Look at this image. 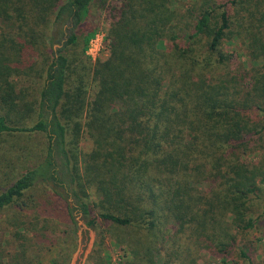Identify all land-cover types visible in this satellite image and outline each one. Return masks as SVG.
Wrapping results in <instances>:
<instances>
[{
  "label": "trees",
  "instance_id": "obj_1",
  "mask_svg": "<svg viewBox=\"0 0 264 264\" xmlns=\"http://www.w3.org/2000/svg\"><path fill=\"white\" fill-rule=\"evenodd\" d=\"M172 5L0 0V138L45 141L40 159L0 189V211L43 186L54 208L67 205L59 224L75 223L70 194L87 226L130 228L116 241L128 248L124 264H259L244 238L257 222L264 164L245 158L264 134V0ZM94 6L108 13V57L92 63ZM237 34L250 68L222 49ZM82 138L89 152L80 153ZM43 223L21 231L15 261L0 264L40 252Z\"/></svg>",
  "mask_w": 264,
  "mask_h": 264
},
{
  "label": "rangeland",
  "instance_id": "obj_2",
  "mask_svg": "<svg viewBox=\"0 0 264 264\" xmlns=\"http://www.w3.org/2000/svg\"><path fill=\"white\" fill-rule=\"evenodd\" d=\"M122 0H108L110 5H118ZM194 0H172V6L176 9H183L184 5ZM89 18L92 19L95 28L99 32L89 41L85 49V57L94 63L97 59H105L108 57L106 31L108 29V13L101 8L93 7L90 10ZM83 45L75 48L78 52L83 50ZM53 48H57L54 45ZM222 49L225 53L234 55L235 65H242L244 68H250L255 65L249 61L247 57L245 43L241 35L237 34L232 39L225 41ZM262 61L258 62V66L262 65ZM231 65V67H235ZM258 121L264 126V114L258 113ZM257 137L256 139H258ZM261 143L258 144L259 150L247 155L245 160L249 163L264 164V134L260 136ZM44 138L38 135H20L14 137L0 138V189L9 185L18 173L33 165L40 159L41 152L44 149ZM14 149V153L10 149ZM91 146L89 142L82 138L79 143L80 153L89 152ZM11 154L9 161L5 160L6 155ZM12 159V162H11ZM12 163L10 167L9 163ZM81 172V171H80ZM53 187L54 184H52ZM61 193H67V188L55 187ZM87 196L85 200L92 205L98 202L94 189L86 190ZM69 207L72 209V215L75 223L61 221L58 218L65 219L67 213V205L60 203L54 208L52 193L45 187L39 186L29 190L24 196L18 200V204L0 211V262L4 261L7 256L9 261L14 262L18 246L20 245L21 231L32 229L34 223L38 222L37 228H41L49 222V229L45 234L42 243H38L42 248L37 254L30 253L28 257H24L25 264H49L56 260L60 264H69L73 254L80 246L75 264H124L130 261L127 246L119 247L116 241L120 238L127 239L132 233L130 228H118L107 222H100L98 226L89 227L79 210L78 203L67 195ZM253 210L257 222L255 228L245 236V241L249 244L252 242L253 253L257 263L264 264V196H260V200H253ZM85 225V229H81L78 222ZM51 223V224H50ZM52 231V234L50 233ZM67 231V233H66ZM78 233H80V238ZM32 239V235H25L24 238ZM37 238L33 239L34 243ZM55 245L54 247H52ZM251 245V243L249 244ZM162 252V251H161ZM161 255V254H160ZM208 259L207 254H203ZM127 256V257H126ZM159 259V256H157ZM19 261V260H18ZM20 262V261H19ZM204 264V260L200 262Z\"/></svg>",
  "mask_w": 264,
  "mask_h": 264
},
{
  "label": "water",
  "instance_id": "obj_3",
  "mask_svg": "<svg viewBox=\"0 0 264 264\" xmlns=\"http://www.w3.org/2000/svg\"><path fill=\"white\" fill-rule=\"evenodd\" d=\"M78 224H79V226H81V229H85L86 228L85 225L82 222L79 221ZM78 235H79V238H80V233H78ZM79 249H80V246H78L77 251L73 254L72 259H71L69 264H75L76 263V259H77V256H78ZM82 264H83V261H82Z\"/></svg>",
  "mask_w": 264,
  "mask_h": 264
}]
</instances>
